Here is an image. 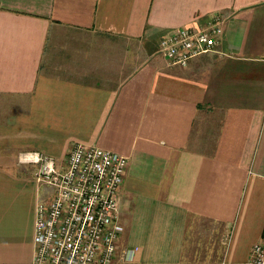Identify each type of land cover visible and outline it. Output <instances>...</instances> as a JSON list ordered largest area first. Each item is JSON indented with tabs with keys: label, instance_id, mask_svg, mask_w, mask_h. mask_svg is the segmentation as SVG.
Returning a JSON list of instances; mask_svg holds the SVG:
<instances>
[{
	"label": "crops",
	"instance_id": "obj_1",
	"mask_svg": "<svg viewBox=\"0 0 264 264\" xmlns=\"http://www.w3.org/2000/svg\"><path fill=\"white\" fill-rule=\"evenodd\" d=\"M222 21L185 68L166 33ZM128 160L119 264H249L264 238V0H0V264H32L34 158Z\"/></svg>",
	"mask_w": 264,
	"mask_h": 264
},
{
	"label": "built area",
	"instance_id": "obj_2",
	"mask_svg": "<svg viewBox=\"0 0 264 264\" xmlns=\"http://www.w3.org/2000/svg\"><path fill=\"white\" fill-rule=\"evenodd\" d=\"M222 21L212 17L196 27L166 33L159 54L170 66L185 68L221 42ZM37 180L49 190L37 203L32 264H119L135 249L119 253L123 227L118 199L128 160L93 146L75 144L65 164L38 156ZM249 264H264V238L253 245Z\"/></svg>",
	"mask_w": 264,
	"mask_h": 264
},
{
	"label": "rangeland",
	"instance_id": "obj_3",
	"mask_svg": "<svg viewBox=\"0 0 264 264\" xmlns=\"http://www.w3.org/2000/svg\"><path fill=\"white\" fill-rule=\"evenodd\" d=\"M48 190H49V188L46 185H44L43 193L46 194L48 192ZM249 263H250V258H249Z\"/></svg>",
	"mask_w": 264,
	"mask_h": 264
}]
</instances>
